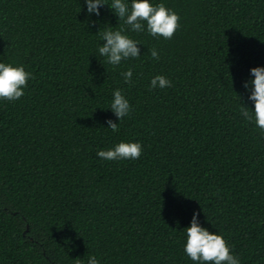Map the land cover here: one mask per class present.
<instances>
[{"label":"trees","instance_id":"obj_1","mask_svg":"<svg viewBox=\"0 0 264 264\" xmlns=\"http://www.w3.org/2000/svg\"><path fill=\"white\" fill-rule=\"evenodd\" d=\"M149 2L180 17L171 39L132 31L112 0L98 16L85 0H0V62L34 76L0 99V264H198L184 251L194 212L240 264H264V133L241 111L264 67V0ZM120 29L140 56L111 65L101 34ZM157 75L171 86L151 89ZM120 142L140 158L96 155Z\"/></svg>","mask_w":264,"mask_h":264},{"label":"clouds","instance_id":"obj_2","mask_svg":"<svg viewBox=\"0 0 264 264\" xmlns=\"http://www.w3.org/2000/svg\"><path fill=\"white\" fill-rule=\"evenodd\" d=\"M87 12L89 14L99 15V8L106 5L104 0H85ZM111 9L118 19L124 20L126 26L134 32L144 31L145 22L148 33L154 37H163L171 39L177 29L180 27V17L177 13L165 7L163 3L153 6L149 0H131V5L124 0H112ZM124 29L117 31L105 30L101 36L103 45L98 48L99 55L106 57L111 65H119L122 60L129 58H139V43L123 34ZM153 59L159 60L158 51L153 48L150 50ZM125 83H132V71L129 69L121 73ZM250 75L254 77L249 82H245L243 87L247 90L251 84V92L248 97L253 102V110L249 112L247 107L241 106L242 115L248 121L255 122L256 126L264 133V67H253L250 69ZM34 79L30 72H26L24 67L13 66L0 62V99L9 102L16 101L24 95V88L27 87V81ZM171 81L157 75L150 81V88L157 87L163 89L170 87ZM110 110L114 113L118 121L128 116L131 112V105L117 89L113 92V99ZM107 128L113 132L118 131L119 123L112 120L106 121ZM96 155L108 161H117L121 159L137 160L142 155V145L139 142H120L114 148L100 150ZM199 213L194 212L190 221V226L185 228L186 243L184 251L186 255L198 264H240L239 258L231 254V249L225 239L218 234L210 233L206 228L201 227L197 217ZM77 264H81L77 260ZM87 264H99L95 256H90Z\"/></svg>","mask_w":264,"mask_h":264}]
</instances>
